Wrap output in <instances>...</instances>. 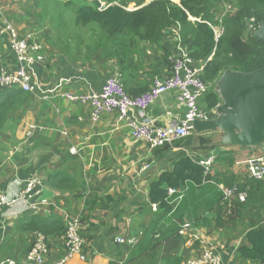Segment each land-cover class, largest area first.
Segmentation results:
<instances>
[{"label":"crops","instance_id":"crops-1","mask_svg":"<svg viewBox=\"0 0 264 264\" xmlns=\"http://www.w3.org/2000/svg\"><path fill=\"white\" fill-rule=\"evenodd\" d=\"M4 14L0 7V28L2 20H6ZM173 30L174 27L167 29L159 44L143 43L139 62L124 65V68L114 57L105 58L100 50L90 55H86L85 50L84 54L71 56L70 50L61 52L46 41L44 43L40 32L27 34L42 43L43 60L35 61L34 69L44 86L64 78V90L97 91L114 70L126 69L120 73L122 84L128 94L135 95L148 90L154 76L169 74L165 50L169 52L175 48ZM3 67L15 69L16 59L6 36L0 33V69ZM28 99L24 109L9 115L0 129V191L13 196L27 178L36 176L43 180L50 179L49 175L70 176L76 187L73 191H61L44 184L53 194L46 199V204L36 203V213L26 211L22 203L3 207L0 212V257L20 259L30 246L33 233L17 230L14 225L18 219L41 216L51 220L57 216L65 223L66 217L79 215L85 225L82 233L85 258L81 260L74 255L66 264H123L139 238L150 229L157 212L156 205L149 202L148 184L173 167L172 158L178 148L173 146L160 154L159 148L150 149L144 141L133 139L127 128L116 126L115 112L106 113L93 123L84 105L59 97L42 100L30 94ZM184 111L175 92L170 91L151 104L145 110V116L157 125L173 126ZM32 125L37 128L31 130L29 136L27 133ZM201 134L210 135L213 145L219 138L218 132ZM216 146L209 153L213 157L211 173L216 170L241 177L244 174L241 166L236 167L233 163L230 167L215 160L221 147ZM70 148L75 152H70ZM225 151L232 154L235 162L255 153L256 149L233 146L225 147ZM203 216L204 222L200 220L199 225L192 226L220 257V264H251L238 257L237 248L249 227L264 226V200L240 208L235 221L223 228L215 225L214 209ZM172 222L167 215L150 232L160 243L154 250L158 257L153 258V264H181L199 250V242L184 236L176 245L165 242L170 236ZM117 237L133 242H117ZM49 244L48 264H52L62 255L63 245L57 237H50ZM150 255L147 253L146 258ZM132 258L128 263L150 264L148 259Z\"/></svg>","mask_w":264,"mask_h":264},{"label":"trees","instance_id":"trees-1","mask_svg":"<svg viewBox=\"0 0 264 264\" xmlns=\"http://www.w3.org/2000/svg\"><path fill=\"white\" fill-rule=\"evenodd\" d=\"M33 1L37 9H46V0ZM101 1L105 2L102 6ZM132 2L134 8L127 9ZM214 2L215 0H178V3L173 0H84L74 3L72 0H65L61 6L72 12L74 26L97 30L98 38L92 41V45L86 46V55L95 53L99 48L105 58L114 57L121 68L132 62H139L143 43L159 44L166 36L167 29L178 26L181 41L187 47L189 56L203 63L200 76L209 86L203 98V108L211 110L220 102L214 87L224 71L251 72L264 67V43L251 37L246 30V23L250 18H254L257 23L264 18V0H233V14L223 17V32L218 39L214 38L212 29L203 22L213 21L211 9ZM189 16L199 19L191 21ZM59 50L66 53L71 47L67 44ZM170 52L165 50V57ZM124 70L126 69H121L122 72ZM121 71L119 70L120 73ZM29 95L30 93L18 88L0 89V129L9 115L24 109ZM209 115L212 116L210 113ZM212 141L210 135L193 134L155 149L160 154L174 146L178 148V152L172 158L173 167L163 171L148 184L149 202L156 205L157 212L150 229L139 238L123 264H130L128 262L134 259L132 257H140L142 260L145 258L153 264V258L158 257L154 250L160 243L156 242L150 232L167 215H170L173 222L169 230L170 236L165 242L176 245L181 238L178 234L179 227L186 222L199 225L200 220L205 221L203 215L207 211L215 210V225L223 228L235 221V214L240 208L264 200V180H256L246 174L238 178L233 173L216 170L213 173L210 170L205 172V167L199 161L210 156L209 153L217 148ZM215 160L230 167L234 163L232 154L225 150H220ZM49 176L51 178L46 177L43 183L51 188L73 191L76 187V182L70 176ZM234 183L238 184L240 192L246 194L245 201L223 199L219 185L231 186ZM169 188H174L175 191L169 194ZM14 226L21 231L59 237L64 231L65 223L57 216H53L51 220L29 216L18 219ZM147 253L151 254L150 258H146ZM237 254L240 259L251 264H264V226H251L244 232Z\"/></svg>","mask_w":264,"mask_h":264},{"label":"built area","instance_id":"built-area-1","mask_svg":"<svg viewBox=\"0 0 264 264\" xmlns=\"http://www.w3.org/2000/svg\"><path fill=\"white\" fill-rule=\"evenodd\" d=\"M233 0H215L211 9L213 21L203 20L213 31L214 38L223 32L222 19L224 16L232 15L234 11ZM101 6L103 4H100ZM191 21L199 18L189 16ZM3 26L0 33L6 36L7 42L16 59L15 69H0V89L18 88L30 93L42 100H51L59 97L66 101L84 105L88 109L91 122H97L104 114L116 113V126L128 129L130 136L135 140L144 141L150 149L171 144L173 141L187 138L194 134L193 121L195 119L207 120L215 116V107L207 110L201 106L208 84L202 80L200 73L203 63L195 61L189 56L187 47L179 38V27L174 26L173 36L176 41L173 51L166 56L169 63V74L160 77L154 76L148 90L131 95L128 94L122 84L119 70H114L113 74L107 76L97 91L74 92L64 90V78L59 79L55 84L44 86L40 75L34 69V62L42 61L40 53L42 43L31 39V35L22 34L5 19L2 20ZM259 23L254 18H250L246 23V30L250 34L255 31ZM174 91L179 103L183 105L185 111L179 121L173 126L157 125L154 121L145 116V110L155 103L163 94ZM212 114L211 115H209ZM36 126H30L27 135L30 136L31 130ZM256 152L250 156L236 160L235 166H241L243 173L256 180H264V143L254 148ZM70 152H75L70 148ZM200 164L205 167V172H211L213 157L208 156L201 159ZM45 185L42 178L29 177L22 183L18 192L13 196H7L0 191V212L5 206H16L22 203L26 211L37 212L36 203L46 204V199L37 201L42 188ZM223 199L239 201L246 200V194L240 192L238 184L231 186L219 185ZM174 188H169L168 192L173 193ZM181 198V196H179ZM33 200H36L33 202ZM32 201V202H31ZM23 208V206H21ZM83 224L79 215L65 218V228L63 233L57 237L62 241L63 253L52 264H66L74 255L84 260L83 248L85 245L82 236ZM178 234L187 238H192L194 242H199L197 254L184 260L181 264H220V257L214 253L202 240L201 234L191 225L184 223L179 227ZM117 242L132 243V239L116 238ZM30 246L25 254L20 258H2L0 264H48L50 255V236L41 233H33Z\"/></svg>","mask_w":264,"mask_h":264},{"label":"water","instance_id":"water-1","mask_svg":"<svg viewBox=\"0 0 264 264\" xmlns=\"http://www.w3.org/2000/svg\"><path fill=\"white\" fill-rule=\"evenodd\" d=\"M251 37L264 43V18ZM214 90L220 100L215 116L195 119L194 133L218 132L219 138L213 143L222 147H260L264 143V67L251 72L226 70ZM52 194L44 187L36 200L50 199Z\"/></svg>","mask_w":264,"mask_h":264},{"label":"rangeland","instance_id":"rangeland-1","mask_svg":"<svg viewBox=\"0 0 264 264\" xmlns=\"http://www.w3.org/2000/svg\"><path fill=\"white\" fill-rule=\"evenodd\" d=\"M63 1L65 0H46V9L43 7L37 9L33 0H0V7L5 13L6 20L23 35L40 32L44 43L46 41L56 49L65 48L69 44L71 56L84 54L86 46L92 45V41L98 38V32L94 28L74 26L73 14L61 6ZM81 1L84 0H72L74 3ZM173 1L178 3V0ZM100 3L105 4L104 1ZM133 8L134 3H129L127 9ZM219 148L225 150L223 147ZM236 232L238 233V230Z\"/></svg>","mask_w":264,"mask_h":264},{"label":"clouds","instance_id":"clouds-1","mask_svg":"<svg viewBox=\"0 0 264 264\" xmlns=\"http://www.w3.org/2000/svg\"><path fill=\"white\" fill-rule=\"evenodd\" d=\"M195 134V133H194Z\"/></svg>","mask_w":264,"mask_h":264}]
</instances>
